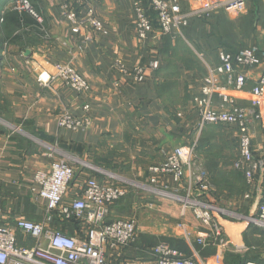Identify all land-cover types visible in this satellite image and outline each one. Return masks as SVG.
<instances>
[{
  "label": "crops",
  "instance_id": "0c3cea01",
  "mask_svg": "<svg viewBox=\"0 0 264 264\" xmlns=\"http://www.w3.org/2000/svg\"><path fill=\"white\" fill-rule=\"evenodd\" d=\"M15 1L0 0L1 224L14 225L17 219L26 218L86 240V225L64 219L58 209L47 223V200L33 189L37 188L34 182L37 172L50 171L53 162L67 159L61 154L78 159L79 172L68 161L75 169V177L66 194L67 201L82 195L89 177L105 183L117 184L124 178L151 185L150 167L165 162L175 147L186 145L194 148L198 167L208 175L211 185L208 199L228 212L214 214L227 239L226 251L221 255L216 244L203 247L196 242L207 229L191 209H184L180 199L155 197L132 184L125 197L110 205L105 221L123 219L129 214L128 218L137 220L136 238L126 246L131 254L124 251L126 247H109L108 259L117 264L127 259L152 261L153 256L147 250L149 257L138 258L140 252H145L140 237L146 236L171 242L197 263L226 264L227 253L239 256L238 253L252 247L254 237H264L263 227L237 218V215L255 217L258 214L259 205L264 202V165L250 184L244 171L235 169L236 160L233 163L239 154L237 125L219 123L199 128L200 116L196 110L202 96V81L209 68L220 63V51L242 48L227 47L228 32L233 39L238 34V39L248 44L246 47L260 48V63L244 68L248 77L244 90L230 91L235 104L250 106L249 90L264 70V41L249 44L254 36L259 37V31L255 30L251 38H243L233 25L238 17L234 18L224 9H217L208 17H191L207 20L202 27L204 32L199 28L195 33V39L202 41L200 51L182 31L189 23L179 32L162 34L154 16V31L146 39L138 37L134 4L137 1L146 4L150 0H81L82 4L69 0L80 15L88 8L94 9L104 23L105 31L101 32L91 27L75 29L65 17L64 0H30L41 21L29 12L14 10ZM179 1L183 11L200 3V0ZM250 3L251 0L247 6ZM217 19L222 26L228 23L234 27L227 32L224 43L212 33ZM117 61H122L129 69L143 67L145 80L133 82L131 75H124L116 68ZM155 61L158 66L151 67ZM58 63L74 66L88 80L91 90L79 93L61 79L40 83L38 76L43 72L54 73V65ZM213 103L216 107L221 104L218 95H214ZM86 106L90 117L86 130L72 131L58 125L61 113L84 116ZM252 130L253 149L258 158L263 159L264 134L257 122L253 123ZM208 131L216 132L209 136ZM207 142L212 143L210 148L204 147ZM194 172L196 169L187 166L181 183L174 181L171 175L160 174L158 186H166L179 196L195 197L199 192ZM138 191L145 194L135 195ZM150 196L158 200L152 201ZM151 210L162 215L157 216ZM172 219L178 221L177 225ZM185 230L191 233L192 244L186 239ZM15 231L20 245H35L33 237L19 229ZM239 259L257 261L245 260L244 256Z\"/></svg>",
  "mask_w": 264,
  "mask_h": 264
},
{
  "label": "built area",
  "instance_id": "2783aa9c",
  "mask_svg": "<svg viewBox=\"0 0 264 264\" xmlns=\"http://www.w3.org/2000/svg\"><path fill=\"white\" fill-rule=\"evenodd\" d=\"M248 1H205L206 4L196 5L189 11L182 10L179 0H150V6L156 13L161 33L169 34L179 32L182 26L189 23L191 17H208L217 9H224L231 16L240 15L245 12ZM13 8L18 12H29L38 20H42L30 0H16ZM63 9L68 22L78 31L86 27L98 32L105 31L104 23L95 14L94 9L88 8L80 15L70 5L69 0H64ZM134 11L137 35L140 39H146L154 31L153 20L139 1L135 2ZM259 50L258 46L250 45L235 52L220 51V63L209 68L208 75L202 81V96L196 104L200 116L199 128L207 124L219 123L237 125L240 131L239 154L234 167L244 171L250 184L254 182L255 174L264 165V158H258L252 143L254 122L260 125L264 134V70L249 90L250 106L235 104L230 91L244 90L248 79L244 68L255 67L260 63ZM157 66L158 61L151 63V67ZM116 68L124 75H131L133 82H142L146 78L145 69L141 66L129 69L122 61H117ZM58 78L79 93H88L91 90L88 80L68 65L58 64L54 73L49 75L43 72L38 76L39 82L44 84H49ZM214 95H218L221 99L219 107L213 103ZM88 112V106L84 116H75L65 111L59 115L58 125L72 131L86 130L90 125ZM261 150L264 156V143ZM187 166L196 169L193 177L199 195L179 196L169 191L166 186H158L160 174L171 175L174 181L181 183ZM150 172L151 185L131 182L124 178H120L118 180L120 183L117 184L105 183L89 177L82 195L66 201V194L75 177V169L67 159L53 162L50 171H39L34 177L37 185V188H33L34 191L40 198L47 200V223L51 222L53 211L58 209L64 219L86 225L87 239H76L59 229L50 227L49 224L26 218L17 219L14 225L0 223V264H117L108 259V248L122 249L133 242L136 238L137 221L135 218L117 219L109 223L105 221L109 216L110 205L125 197L128 186L132 184L154 195L180 199L184 209H191L198 221L207 229L196 238V242L203 247L216 244L222 255L226 251L227 239L222 224L215 220L214 214H228V212L208 199L211 185L208 175L198 167L194 159V148L186 145L175 147L168 154L165 162L152 165ZM107 176L112 177L109 174ZM203 195L207 198H202ZM237 218L264 228V202L260 203L255 217L237 215ZM16 229L33 237L35 245L32 247L20 245L17 241ZM184 232L186 239L192 244L194 240L191 233L187 230ZM150 254L153 256L152 261L127 259L121 264H203L197 263L168 242L156 244ZM244 264L264 263L247 261Z\"/></svg>",
  "mask_w": 264,
  "mask_h": 264
},
{
  "label": "trees",
  "instance_id": "16d2710c",
  "mask_svg": "<svg viewBox=\"0 0 264 264\" xmlns=\"http://www.w3.org/2000/svg\"><path fill=\"white\" fill-rule=\"evenodd\" d=\"M251 1H252V4H253V8L250 11V13L252 14V16L247 17L246 19H243L237 26L235 24H233L236 27V29H238L237 31H239L241 33L240 35L243 38H247V37H250L251 38L252 37V34L256 30V25H255L256 18H258L259 16H261L262 12L264 11V8H263L264 7V3H263L262 0H251ZM142 4L145 7V9L147 10V13L152 18L153 24H154L156 21L154 20L153 17L155 16V18H156V13L152 10L151 6H149L150 5V1H149V3L147 2L146 4H144V3H142ZM243 16H246V15H242V16L238 17L237 19L243 18ZM236 20H234V21H236ZM206 22H207V20H205V19L192 18V19H190V22H189V24L187 26V29L186 30H183L182 29V31H185L184 34L186 35V37L188 39H190L189 37H191V34L194 33V35H195L196 30H198L199 28H200V30H202V32H204V30H203L202 27H203V25L206 24ZM154 27H155V24H154ZM212 28H214L213 31H212L213 35L216 36L217 38H219L220 41H221V43H224L225 41H223V39L226 36L227 32L230 31L234 27L233 26H230L228 23L226 25L222 26L221 22H218L217 21L215 24H213ZM242 33H245V35H243ZM230 35H231V33L228 32V34H227V37L228 38L226 39V41L229 42L228 45H227L228 48H230L231 50H233L232 49L233 47L240 48V47H243L244 46L242 40L238 39V34L235 35L234 39L233 38H230ZM197 49L201 51L202 50L201 45H199ZM238 50H236V51H238ZM230 52H235V51H230ZM140 239L141 240L142 239H146V236H141ZM154 239H155L154 237H150L149 239H147L144 242L142 240V242L145 243V244H142L143 245V249L145 251L146 250L148 252L151 251V249H152L151 246H152L153 243H155L154 242ZM124 251L127 254H131L129 247H126L124 249ZM227 254L228 255L226 256L227 257L226 264L228 263V261L230 259H232L234 257V254H232V253H227ZM229 257H230V259H229ZM245 262H247V261L241 262L240 259L237 258V259H232V262H229L228 264H244Z\"/></svg>",
  "mask_w": 264,
  "mask_h": 264
},
{
  "label": "rangeland",
  "instance_id": "374dc122",
  "mask_svg": "<svg viewBox=\"0 0 264 264\" xmlns=\"http://www.w3.org/2000/svg\"><path fill=\"white\" fill-rule=\"evenodd\" d=\"M79 4H82V1L81 0H76ZM205 1H209V0H200V3H197L196 5H204V4H206V3H204ZM70 5L74 8V6L72 5V3L70 2ZM253 8V4L252 3H250L248 6H247V8L245 9V11H246V16H243V18H240V19H237L236 21H234L233 23L237 26L243 19H246L247 17H250V16H252V14L250 13V11H251V9ZM264 8V7H263ZM75 9V8H74ZM248 9V10H247ZM244 13H242V14H240V15H237V16H233L234 18L236 17H240V16H242ZM250 14V15H249ZM66 17V16H65ZM258 20V21H257ZM217 21L218 22H221V21H219L218 19H217ZM216 21V22H217ZM215 22V23H216ZM214 23V24H215ZM156 24V23H155ZM157 24H158V22H157ZM255 25H256V30L257 31H259V33H257L258 35H259V37L258 38H256V36H254L253 37V39H251V41H249L250 43L249 44H251V43H255L254 41H264V11L262 12V14H261V16H259L258 18H256V21H255ZM243 35H245V33H242ZM190 39V42L192 43V45L197 49L198 48V46L199 45H201L202 44V41H198V40H196L195 39V35H194V33H192L191 34V37H189ZM204 41V40H203ZM243 47L242 48H244V47H246L247 45H245V43H243ZM242 48H240V49H242ZM58 64H60V65H68V66H71L73 69H75L76 71H77V69L74 67V66H72L71 64H68V63H58ZM58 64H55L54 65V67L56 66V65H58ZM55 72V71H54ZM78 72V71H77ZM79 73V72H78ZM80 74V73H79ZM58 79H60V78H58ZM194 125V124H193ZM214 132H216V131H208L206 134L207 135H209V136H211ZM214 144V143H213ZM234 144H235V142H234ZM211 145H212V143L211 142H207V143H205V146L204 147H207V148H210L211 147ZM216 146V145H215ZM235 146H236V148H237V144H235ZM216 148V147H215ZM234 150H235V152H236V149L234 148ZM58 157V156H57ZM61 157L62 158H67V160L69 161V162H72V164H74L75 165V167L77 168V172H79V171H81L80 170V166H79V163L81 164V162H78V159H75V158H70V157H67L66 155H64V154H61ZM236 158H237V156L236 157H234V160H233V163H234V161L236 160ZM74 162V163H73ZM233 163H232V165H233ZM79 168V169H78ZM136 182V181H135ZM134 186H136L135 184H134ZM136 187H138V186H136ZM136 189V188H135ZM139 194H145V193H142V192H139L138 191V193H135V195H139ZM131 195V194H130ZM142 196H144V195H140V197H142ZM151 197V196H150ZM155 197H160V198H163V197H161V196H158V195H155ZM152 199V201L153 200H158L157 198H155L154 199V197H151ZM141 200V199H140ZM152 212H153V210H151ZM155 215H157V216H161L162 214H160L159 212H157V211H154L153 212ZM131 215L129 214L128 215V217H130ZM127 216L126 217H123V219H125V218H128ZM169 218V217H168ZM137 221V220H136ZM172 221H173V224L175 225H177V223H178V221L177 220H173L172 219ZM147 239H149V238H146V239H142L143 240V242L144 241H146ZM263 241H264V237H254V240H253V242H254V244L252 245V247H248L249 248V250H247V251H244V252H240V253H238V255L239 256H244V258H245V260L247 259V258H249V259H253V260H258V261H262V262H264V243H263ZM154 244L156 245V243L158 242V243H160V242H168V243H171V242H169V241H167V240H162V239H160V237H158V238H156V239H154ZM157 243V244H158ZM145 244V243H144ZM153 244V245H154ZM239 256H234V257H236V259L237 258H239ZM147 257H149V254H148V252L147 251H145V252H140L139 253V255H138V258H140V259H145V258H147ZM250 257H252V258H250ZM229 259H230V257H229Z\"/></svg>",
  "mask_w": 264,
  "mask_h": 264
}]
</instances>
